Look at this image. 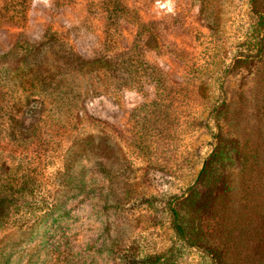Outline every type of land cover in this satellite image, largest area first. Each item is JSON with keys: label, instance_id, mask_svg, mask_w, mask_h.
<instances>
[{"label": "rangeland", "instance_id": "374dc122", "mask_svg": "<svg viewBox=\"0 0 264 264\" xmlns=\"http://www.w3.org/2000/svg\"><path fill=\"white\" fill-rule=\"evenodd\" d=\"M0 264H264V0H0Z\"/></svg>", "mask_w": 264, "mask_h": 264}, {"label": "trees", "instance_id": "16d2710c", "mask_svg": "<svg viewBox=\"0 0 264 264\" xmlns=\"http://www.w3.org/2000/svg\"><path fill=\"white\" fill-rule=\"evenodd\" d=\"M172 213L174 215L175 227H176V230H177L178 234L180 235L181 238H184L185 240H187L185 238L186 233L184 232V229L182 228V225L178 222V212L176 211L175 207H172ZM188 241H190V240L188 239ZM191 244H193V243L190 242V245Z\"/></svg>", "mask_w": 264, "mask_h": 264}]
</instances>
